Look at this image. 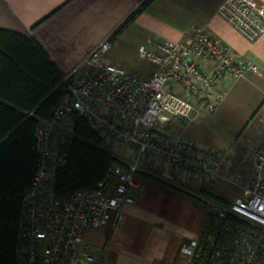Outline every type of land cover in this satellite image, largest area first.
<instances>
[{
	"label": "built area",
	"instance_id": "1",
	"mask_svg": "<svg viewBox=\"0 0 264 264\" xmlns=\"http://www.w3.org/2000/svg\"><path fill=\"white\" fill-rule=\"evenodd\" d=\"M216 13L249 41L264 33V6L258 0H223ZM111 45L104 39L66 73L63 97L50 119L37 125L36 166L22 192L18 264H103L100 248L85 242L84 234L108 221L112 229L123 222L125 205L135 200L142 159L204 180L222 175L224 151L167 125L213 113L226 97L225 80L258 71V65L195 23L182 39L152 37L140 48L155 65L148 76L105 61ZM74 113L87 120L105 147L113 146L106 148L117 160L104 180L61 197L55 174L68 159ZM253 164L243 184L248 196L211 207L200 235L181 245V264H264V136Z\"/></svg>",
	"mask_w": 264,
	"mask_h": 264
},
{
	"label": "crops",
	"instance_id": "2",
	"mask_svg": "<svg viewBox=\"0 0 264 264\" xmlns=\"http://www.w3.org/2000/svg\"><path fill=\"white\" fill-rule=\"evenodd\" d=\"M142 1L0 0V28L35 37L59 69L68 73L110 38ZM222 1L153 0L111 39V47L119 40L135 41L139 54L149 38L182 39L198 23L256 63L258 71L225 80L226 97L213 113H201L189 123L167 125L227 154L241 137L248 140L264 128V33L255 41L244 38L217 15ZM258 1L264 6V0ZM122 67L151 74L139 65ZM137 178L139 186L132 191L135 200L125 205L123 222L115 229L108 221L87 230L85 242L100 248L103 264H181L180 247L200 235L208 207L180 190L177 183L193 186L198 177L142 159Z\"/></svg>",
	"mask_w": 264,
	"mask_h": 264
},
{
	"label": "trees",
	"instance_id": "3",
	"mask_svg": "<svg viewBox=\"0 0 264 264\" xmlns=\"http://www.w3.org/2000/svg\"><path fill=\"white\" fill-rule=\"evenodd\" d=\"M152 1L143 0L110 40ZM65 76L35 37L0 28V264H18L15 249L22 192L37 159L35 131L41 119H50L63 97ZM72 133L67 162L55 174V191L61 197L104 180L117 160L87 120L76 113L72 115Z\"/></svg>",
	"mask_w": 264,
	"mask_h": 264
},
{
	"label": "rangeland",
	"instance_id": "4",
	"mask_svg": "<svg viewBox=\"0 0 264 264\" xmlns=\"http://www.w3.org/2000/svg\"><path fill=\"white\" fill-rule=\"evenodd\" d=\"M138 46L139 45L135 41L119 40L117 44H114L105 53L104 60L126 67L133 66L137 68L139 65L140 67L146 68L149 72H152L154 70L153 63L149 62L140 53L139 56ZM263 136L264 128L261 130L258 129V131L256 130L253 135L249 136L248 140L245 136L241 137L232 148L227 151L226 161L221 169L222 175L217 181L197 178V182H195L193 186H184L177 183V187L190 197L206 205V207H208L207 217L213 205H227L235 198L247 197L248 191L243 184L253 173L254 153ZM103 144L105 143L103 142ZM108 146L109 147H106L114 150L113 146ZM118 148V152L121 151L120 154H118L119 156L123 154V148L121 145ZM207 192L211 193L212 196Z\"/></svg>",
	"mask_w": 264,
	"mask_h": 264
}]
</instances>
